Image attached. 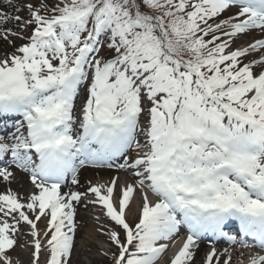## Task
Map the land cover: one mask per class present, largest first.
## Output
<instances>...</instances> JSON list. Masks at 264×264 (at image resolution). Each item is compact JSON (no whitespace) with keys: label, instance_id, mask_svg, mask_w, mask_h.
<instances>
[{"label":"snow or ice","instance_id":"6c2138e0","mask_svg":"<svg viewBox=\"0 0 264 264\" xmlns=\"http://www.w3.org/2000/svg\"><path fill=\"white\" fill-rule=\"evenodd\" d=\"M0 41V181L33 189L0 193V264L21 225L30 264H73L82 198L109 264H231L237 235L264 264V0H4ZM83 167L130 179L62 192Z\"/></svg>","mask_w":264,"mask_h":264},{"label":"rangeland","instance_id":"374dc122","mask_svg":"<svg viewBox=\"0 0 264 264\" xmlns=\"http://www.w3.org/2000/svg\"><path fill=\"white\" fill-rule=\"evenodd\" d=\"M1 1L2 3L4 2V0H1ZM33 2L36 3L38 2V0H33ZM234 11L235 9L232 10V12ZM20 14L22 16L27 17V13L25 12H22ZM226 14L230 15L231 13H226ZM8 27L14 28L15 26H12L10 24L8 25ZM15 30H19V29H15ZM24 34L27 35L26 32ZM246 37L241 36L236 41V43L233 45V47H236L238 44L242 42H251L253 40L252 38H260L259 34L257 33H254L253 37L251 39H247V41H245ZM0 42L4 43L3 41H0ZM22 42L23 41L19 39L15 41L17 45L21 44ZM4 46H8V45L4 43ZM1 52L2 51L0 50V53ZM101 55H102V52H101ZM12 171L14 172V178L12 180V183L9 185V184H4L2 181H0V193H3L6 189L10 188L12 191L20 195L18 190L15 189V185L19 184L20 186H22L23 183H26V185H31V182H28L30 181V178L28 176L23 178L20 175L21 173H19L18 170H16L15 168H12ZM89 205H90L89 210L85 211V214H86L85 219L87 220L88 225L75 238L77 251L73 257V264H109V261L106 258L102 257L98 252V249L101 247V244L106 241V237L101 236L96 231V229L99 227L96 221V217L101 216V220L103 223H108V221L105 218H103L101 210L100 211L97 210L99 206H95L92 204H89ZM136 214L137 213L128 214V220L130 223H132L131 221L133 217L136 216ZM42 223H44L43 219L41 220V222H39V226H40L39 228L41 230L43 229L41 227ZM20 227L22 231L18 236L17 248L12 253V255L14 259L19 260V264H30V253L32 250L30 247V242L32 238L27 235L28 227L26 225H21ZM41 259L43 262V257Z\"/></svg>","mask_w":264,"mask_h":264},{"label":"bare ground","instance_id":"6f19581e","mask_svg":"<svg viewBox=\"0 0 264 264\" xmlns=\"http://www.w3.org/2000/svg\"><path fill=\"white\" fill-rule=\"evenodd\" d=\"M8 11L10 12L11 10L8 9ZM15 26V25H12ZM16 28L14 27V30ZM253 35H249L248 37H246L247 39H250ZM247 39L245 41H247ZM3 45V46H2ZM0 50L2 51L1 53H3L5 50L10 51V47L9 46H4V43L0 42ZM80 102L77 101V107H79ZM23 178L25 177L24 175L20 174ZM120 177V182L122 183L125 179H130L123 171H118L115 167L113 168H94V167H88L87 169H84L81 174L77 175V178L79 180V184L78 185H73L71 184V180L68 181L67 183L64 184V186L62 187L61 191L62 192H67L70 189L73 191H80V192H85L88 185L90 186V184H96V183H105L110 181L112 178L114 177ZM15 189L18 190V192L20 193L21 196H24L27 193H30L33 189H32V185H26V183H23L22 186H20L19 184L15 185ZM137 204H138V199L134 200L133 203L131 204V213L136 212L137 211ZM90 205L87 203V201L85 199L82 198V200L75 205L76 208V222L78 224V229H77V233H76V237L78 236L79 233L82 232V230H84V228L88 225L87 220L85 219V211L89 210ZM98 211H100V208H97ZM97 211V212H98ZM44 221V220H43ZM45 221L44 223L41 224V227L44 228L45 227ZM40 227V226H39ZM43 230V229H42ZM182 240H178L177 243V247H179V243ZM217 248L221 251H223V249L225 247H220L217 246ZM207 249V247H204L200 250V252L197 255V260L200 259V255ZM175 251V248H169V250L164 254V256L162 257L161 261L159 262V264H167V261L170 259L172 253ZM229 251L231 252L232 255V261L231 264H248L249 258L252 256V254H250L248 252V250L246 251V249H237V248H229Z\"/></svg>","mask_w":264,"mask_h":264}]
</instances>
